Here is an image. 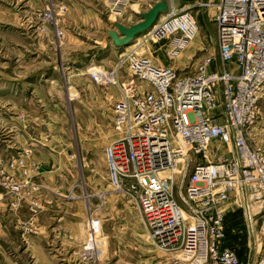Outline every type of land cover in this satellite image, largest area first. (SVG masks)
<instances>
[{
	"label": "rangeland",
	"instance_id": "374dc122",
	"mask_svg": "<svg viewBox=\"0 0 264 264\" xmlns=\"http://www.w3.org/2000/svg\"><path fill=\"white\" fill-rule=\"evenodd\" d=\"M106 1L0 0V264H148L158 255L145 216L107 178L103 150L111 113L122 97L121 82L130 78L118 57L134 50L161 66L196 65L210 55L214 21L193 9L198 32L188 44L197 41L203 50L193 60L181 54L155 60L154 50L166 40L138 44L137 36L129 50L131 43L116 47L104 35L108 18L130 26L150 5L129 0L114 12ZM260 110L250 142L264 150V100ZM208 145L209 159L233 155V147L216 137ZM247 193L252 204H264L263 196ZM240 200L236 190L230 202L240 206ZM90 216L99 218L96 246L85 249L88 240L94 246Z\"/></svg>",
	"mask_w": 264,
	"mask_h": 264
},
{
	"label": "built area",
	"instance_id": "2783aa9c",
	"mask_svg": "<svg viewBox=\"0 0 264 264\" xmlns=\"http://www.w3.org/2000/svg\"><path fill=\"white\" fill-rule=\"evenodd\" d=\"M157 1L145 0L149 5ZM166 1L164 16L144 40H166V55L172 59L198 32L196 4L174 8L173 0ZM106 2L109 11L119 12L129 0ZM197 6L215 7L217 60L205 55L193 67L178 70L134 50L120 54L118 67L125 66L130 78L121 82L122 97L111 113L104 163L109 181L128 193L145 216L151 239L176 252V261L239 264L236 250L220 241L225 210L237 187L243 183L254 198H264V150L250 142L264 98V0ZM90 74L102 83L97 72ZM214 137L232 143L234 154L209 159L208 143ZM258 212L254 264H264V204ZM88 223L94 246L88 240L85 249H93L99 218L90 216Z\"/></svg>",
	"mask_w": 264,
	"mask_h": 264
},
{
	"label": "crops",
	"instance_id": "0c3cea01",
	"mask_svg": "<svg viewBox=\"0 0 264 264\" xmlns=\"http://www.w3.org/2000/svg\"><path fill=\"white\" fill-rule=\"evenodd\" d=\"M203 1H210L213 2L215 0H173V7L175 8H181V7H186L188 5L196 4L194 5L193 9L198 10V13H200V17H204L205 22L208 23L209 20H213V14L215 13V7L214 6H209V7H202V6H197L200 2ZM149 8V7H148ZM148 8H144L143 11L145 12ZM139 20V19H138ZM213 37H214V42H213ZM211 37V35L208 34V39H209V49L207 50L210 55H212L215 60H217V45L215 41V24H214V35ZM212 41V42H211ZM203 43L201 42V45ZM203 46H199L197 41L194 42V44H187L182 51L179 53L182 55L183 60H193V56L198 51H202ZM156 56H159V58H155V60H173L174 58L170 59L166 55V44L163 46V48L160 49V51H155ZM204 56V55H203ZM201 57H197L195 60H199ZM179 60V58L175 59ZM216 63V62H215ZM215 63L211 64L210 68H214ZM173 64V61L170 63ZM195 63L194 62H189L185 66L182 67H176L178 70L185 69L186 67H193ZM264 100V99H262ZM261 100V101H262ZM261 116V113H260ZM259 116V117H260ZM260 121V120H258ZM255 127V126H254ZM232 148V147H231ZM234 154V151H233ZM244 200L241 201V206L234 203H229V205L226 207L225 210V217H224V230H225V235L221 239L220 244L221 245H227L233 249L236 250V252L239 254L240 262L239 264H254L257 258V250L254 247L252 248L251 241H254V235L256 234V222H258V219L260 217L261 220V215H257L259 212L258 210H254L252 213H250L249 210H247V204L246 200L244 198V195L239 192ZM249 211V212H248ZM241 214L240 217L237 214ZM251 214V216H250ZM237 215L236 220L235 217ZM251 219H253V225L251 224ZM253 226V227H252ZM161 248V247H160ZM158 249V255H155V259L151 260L149 262L145 261L148 264H181L180 261H176V252L173 251H167L163 248ZM158 256V257H157ZM142 259L138 260V263L140 264Z\"/></svg>",
	"mask_w": 264,
	"mask_h": 264
},
{
	"label": "water",
	"instance_id": "95a60500",
	"mask_svg": "<svg viewBox=\"0 0 264 264\" xmlns=\"http://www.w3.org/2000/svg\"><path fill=\"white\" fill-rule=\"evenodd\" d=\"M168 3L166 0H158L139 14V20L130 26H125L119 21H112L111 27L105 30L104 35L112 41L116 47H124L131 43L137 36L148 32L159 16L166 12Z\"/></svg>",
	"mask_w": 264,
	"mask_h": 264
},
{
	"label": "bare ground",
	"instance_id": "6f19581e",
	"mask_svg": "<svg viewBox=\"0 0 264 264\" xmlns=\"http://www.w3.org/2000/svg\"><path fill=\"white\" fill-rule=\"evenodd\" d=\"M161 17V16H160ZM110 21H114V19H111V18H108ZM197 33V32H196ZM196 33L195 34H193V36H192V38L196 35ZM143 38H145L144 37V35L143 36H138L137 37V39H135V42H137L138 44L141 42V40L143 39ZM191 38V39H192ZM136 43V44H137ZM132 45L131 46H129V47H127V49H132V48H134L135 46H136V44H133V43H131ZM97 70V69H96ZM96 70H93V71H96ZM92 72V71H91ZM231 144L232 143H228V145H229V147H232L231 146ZM244 186H243V183L239 186V187H237V191H238V193L239 192H241L243 195H244V198H245V200H246V204H247V202H248V204H247V210H249L250 211V213H252L254 210H258L260 207H261V205H262V203H259V201L257 200L256 202H258V204H252L251 202H249V200H250V198H251V195L250 194H248L247 193V191L246 190H244ZM246 191V192H245ZM253 197H254V195H253ZM240 206H241V204H240ZM242 207V206H241ZM254 209V210H253ZM248 211V212H249ZM250 216H251V214H250Z\"/></svg>",
	"mask_w": 264,
	"mask_h": 264
}]
</instances>
